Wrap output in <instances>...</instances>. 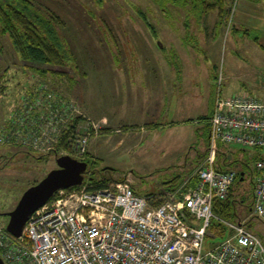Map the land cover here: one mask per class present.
Listing matches in <instances>:
<instances>
[{
    "label": "rangeland",
    "instance_id": "obj_1",
    "mask_svg": "<svg viewBox=\"0 0 264 264\" xmlns=\"http://www.w3.org/2000/svg\"><path fill=\"white\" fill-rule=\"evenodd\" d=\"M225 1L230 15L220 19L217 10L202 13V4L184 6L182 1L156 5L153 0H34L32 16L44 32L43 23L54 30L67 54L63 67L25 62L0 28V223L8 225V215L24 193L58 169L57 158L64 155L87 162L83 182L95 186L127 181L137 194L147 196L169 190L175 180L174 191L186 190L210 153L209 121L220 75L224 96L256 95L264 76V14L250 10L256 16L251 24L258 28L235 24L243 11L240 1L260 7L264 1ZM184 20L191 26H180ZM161 66L194 69L195 74L189 70L186 75L194 78L195 89L170 86L164 113L143 119L131 116L128 122L132 125L137 118L138 125L156 123L157 128H120L127 124V71ZM68 108L82 118L79 132L71 150L62 148L55 155L52 149L58 148ZM98 124L100 129L93 128ZM22 127L29 134L20 133ZM7 133L16 139L6 142ZM84 136L90 139L81 156L74 148ZM261 153L258 148L221 143L216 158L227 170H245L235 197L248 200L239 203L238 218L264 240V223L254 215L248 198Z\"/></svg>",
    "mask_w": 264,
    "mask_h": 264
},
{
    "label": "built area",
    "instance_id": "obj_2",
    "mask_svg": "<svg viewBox=\"0 0 264 264\" xmlns=\"http://www.w3.org/2000/svg\"><path fill=\"white\" fill-rule=\"evenodd\" d=\"M222 87L220 75L210 153L194 187L141 196L127 181L99 187L88 181L59 190L30 216L21 236L0 224L5 264H264V240L245 221L224 220L213 210L215 201L227 200L238 173L219 166L218 145L258 148L262 153L251 174L252 211L264 223V76L256 95L224 96ZM67 111L61 131L75 117L72 108ZM24 131L29 134L22 127L20 133ZM11 133L6 142L16 139ZM89 139L81 137L74 151L84 155ZM214 220L231 232L226 238L210 232Z\"/></svg>",
    "mask_w": 264,
    "mask_h": 264
},
{
    "label": "trees",
    "instance_id": "obj_3",
    "mask_svg": "<svg viewBox=\"0 0 264 264\" xmlns=\"http://www.w3.org/2000/svg\"><path fill=\"white\" fill-rule=\"evenodd\" d=\"M11 1V2H10ZM0 0V28L3 34H7L11 37L15 48L21 58L28 63L37 65H49L54 67H63L66 63L67 54L61 49L56 37L54 36V30L46 25V32L41 30L38 20L32 16V8H34V0ZM156 5H161L164 1H171L174 5L180 1L184 2V6L188 3L197 6L203 5L202 13H209L210 11L217 10L219 12L220 19L226 18L230 15V10L226 8L225 0H153ZM264 1V0H263ZM40 22V21H39ZM51 20L47 22L50 24ZM59 73V72H58ZM82 120L81 117L75 116L67 126V130L62 128V135L60 142L56 145L57 150H52L55 155H59V149L71 150L75 141V135L79 132L77 128L78 123ZM210 123V121H209ZM52 152V153H53ZM221 168L222 165H221ZM225 169V168H223ZM245 170H241L237 173V178L234 186L232 187L227 200H217L214 203V213L217 217L224 220L234 222L238 218V205L239 203H245L248 199L245 197L239 201L235 197V193L238 190L240 183L245 176ZM93 180V179H90ZM182 182V181H181ZM97 183L96 186L106 185L105 181ZM197 183V177H193L190 180L188 189L190 186H195ZM177 183L175 180L170 184V190L175 189ZM252 196V195H251ZM245 198V199H244ZM251 199V210L253 207V197ZM1 224V223H0ZM210 232L214 233L219 240L226 238L231 233L228 228L218 220L212 222Z\"/></svg>",
    "mask_w": 264,
    "mask_h": 264
},
{
    "label": "crops",
    "instance_id": "obj_4",
    "mask_svg": "<svg viewBox=\"0 0 264 264\" xmlns=\"http://www.w3.org/2000/svg\"><path fill=\"white\" fill-rule=\"evenodd\" d=\"M239 5L241 6L239 7V10L243 11L240 17H237V21L235 20V24L239 25V27L241 28L245 26L253 27V25L256 24L255 22V24H251V21L253 22V20L251 19L256 16L252 15L253 13L250 10L253 9L256 11L259 9L260 13L262 15L264 14V7H260L257 4L251 5V3L249 2L247 3L246 1H240ZM261 14H259V19L261 18ZM255 21L257 20L255 19ZM180 26L188 27L191 26V23H189L188 20H184L180 23ZM254 28H258V26L255 25ZM261 44L264 45V43ZM189 70L191 71V75L195 74V70L190 67H187L186 69H174L167 66H161L152 69L149 67L129 68V70L127 71V74L130 75L128 78L129 82H127L125 89V106L127 107V111L125 110L124 114L126 116L125 121H127V124L121 126L120 128L127 129V131L130 132H134L137 129H144L147 127L152 129L157 128L159 124L157 125L156 123H152L147 124V126H142L138 125L135 119H137L138 117H140V119H143L146 117V115L158 116L157 114L161 112L164 113L166 109V96L168 93V88L170 86L174 87V90L177 89L178 86L185 87L187 90L189 88L195 89V87H191L192 83H195L194 78L192 79L191 75H186L190 74ZM168 73H170L171 75L180 74L181 78H168ZM172 81H174L175 83L172 84ZM261 86L259 87V93L261 92ZM235 94H239V92ZM161 96L163 97L161 98ZM131 116L137 118L132 119L135 122H133L132 125L128 126V122L130 121Z\"/></svg>",
    "mask_w": 264,
    "mask_h": 264
},
{
    "label": "water",
    "instance_id": "obj_5",
    "mask_svg": "<svg viewBox=\"0 0 264 264\" xmlns=\"http://www.w3.org/2000/svg\"><path fill=\"white\" fill-rule=\"evenodd\" d=\"M58 169L52 171L43 181L28 189L17 207L9 216L7 231L15 237L21 236L30 216L44 206L59 190L69 189L83 183L88 163L70 155L57 158ZM0 264H5L0 255Z\"/></svg>",
    "mask_w": 264,
    "mask_h": 264
},
{
    "label": "flooded vegetation",
    "instance_id": "obj_6",
    "mask_svg": "<svg viewBox=\"0 0 264 264\" xmlns=\"http://www.w3.org/2000/svg\"><path fill=\"white\" fill-rule=\"evenodd\" d=\"M79 161H81V160H79ZM87 173V172H86ZM84 176V175H83Z\"/></svg>",
    "mask_w": 264,
    "mask_h": 264
}]
</instances>
